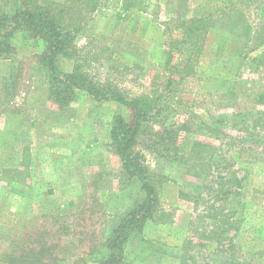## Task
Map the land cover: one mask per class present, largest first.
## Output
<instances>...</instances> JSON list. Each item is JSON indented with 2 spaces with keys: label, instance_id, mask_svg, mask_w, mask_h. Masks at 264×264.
Returning a JSON list of instances; mask_svg holds the SVG:
<instances>
[{
  "label": "rangeland",
  "instance_id": "374dc122",
  "mask_svg": "<svg viewBox=\"0 0 264 264\" xmlns=\"http://www.w3.org/2000/svg\"><path fill=\"white\" fill-rule=\"evenodd\" d=\"M140 1L142 8L126 11L119 0H37L62 10L64 25L75 30L57 59L62 71L99 95L146 105L132 154L156 186L159 205L154 220L126 245V263L226 264L227 254L210 238L219 224L215 212L226 215L232 207L216 197L213 147L226 159L241 147L218 140L217 129L264 141L257 115L264 105L248 92L259 91L263 77L238 57L251 50L250 27L264 24V0ZM20 7L21 0H0V16ZM12 44L15 52L0 57V242L40 234L57 245L48 257L57 258L53 264H109L106 240L146 197L111 138L117 116L131 126L136 121L120 103H100L84 91L60 108L40 65L46 43L17 31ZM250 146L252 156L238 164L250 170L239 209L263 231L260 240L243 235L238 261L264 264V145ZM202 165L212 168L203 174Z\"/></svg>",
  "mask_w": 264,
  "mask_h": 264
},
{
  "label": "trees",
  "instance_id": "16d2710c",
  "mask_svg": "<svg viewBox=\"0 0 264 264\" xmlns=\"http://www.w3.org/2000/svg\"><path fill=\"white\" fill-rule=\"evenodd\" d=\"M119 2L121 3L120 7L126 11L142 8L140 0H119ZM64 24L62 10L54 11L50 7H43L37 0H21V7L18 11L13 14L4 13L0 16V57H9L15 52L12 41L17 31H28L35 38L46 43V50L40 56V65L50 78L49 95L60 108L71 104L76 99L78 91H84L100 103L118 102L131 111L136 121L135 125L131 126L127 124L122 116H117L112 124L111 138L115 152L121 159L123 166L142 183L146 197L122 217L119 225L113 230L104 246L109 252L107 257L109 264H127L124 258L126 245L135 235L143 233L148 224L154 220L159 205V194L156 186L153 184L151 177L141 169L138 160L132 154V146L141 125L147 117V108L141 100H126L119 95L109 97L99 95L94 86L86 84L79 77L72 73H66L58 67L57 59L66 55L69 46L72 44L75 31L71 29V26ZM243 27L245 26L243 25ZM252 27L250 28L253 32L246 34V43L251 46L249 47L251 50L248 53L245 52L246 54L240 53L238 57H244L250 67L249 70L262 75V81L264 82V24L260 23L253 29ZM206 32L207 26L202 27L199 33L202 42L206 39ZM227 41H229V38L226 37L225 42ZM252 54L256 55L249 59ZM248 92L253 95L258 105H264V84L259 91L250 90ZM257 115L262 116L261 123L264 124V112H258ZM225 138L232 141L231 145H235V141H237L241 144V147L236 152L235 157L229 159H226L221 148L213 147L215 154L211 163H213L212 167L217 170V178L220 179V182L217 181L216 183V197L228 199L226 204L229 205V201H231L230 205L232 207L226 215L221 210L215 212L214 217L219 221V224L211 231L210 238L216 243L217 250L227 254L225 255L227 259H224L223 263L240 264L238 254L242 250L238 241H241L244 234H248L253 240H260L263 229L257 227L255 219L252 220L251 213L242 214V210L240 211L248 192L246 191V183L250 177V170L248 168L244 169L245 167L242 165L239 167L238 164H241V158L252 156L249 152L252 151L253 146L246 147L247 144L261 147L264 145V141L249 132L244 137L236 138L225 134L221 129H217V139L223 140ZM261 156H264V152L260 153L259 158ZM202 166L203 174H207L208 169L211 170L212 168L211 165ZM242 169L246 172L240 175ZM231 198L234 199L231 200ZM249 224H251L250 227L246 228L245 225ZM25 241L28 243L26 247H24ZM0 245H6V248L0 251L1 260L5 264H53L57 261L55 257L48 259L57 245L50 244L49 241H43L40 234L30 236L26 240H22V237L19 236H13L1 241ZM22 245L23 248H21Z\"/></svg>",
  "mask_w": 264,
  "mask_h": 264
}]
</instances>
